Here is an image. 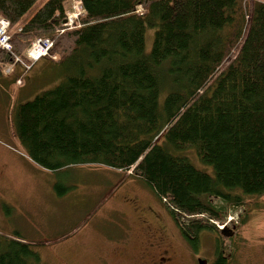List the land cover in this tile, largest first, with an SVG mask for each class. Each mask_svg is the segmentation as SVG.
<instances>
[{"label":"trees","instance_id":"1","mask_svg":"<svg viewBox=\"0 0 264 264\" xmlns=\"http://www.w3.org/2000/svg\"><path fill=\"white\" fill-rule=\"evenodd\" d=\"M37 1L0 0L11 44L0 77L34 40H51L43 59L56 84L18 105L14 130L29 159L59 178L57 197L71 189L70 167L130 171L195 252L202 232L222 237L216 224L264 196V0H80L71 30L68 0H47L22 22ZM19 239L0 235V264H39ZM217 246L212 264H228Z\"/></svg>","mask_w":264,"mask_h":264},{"label":"rangeland","instance_id":"2","mask_svg":"<svg viewBox=\"0 0 264 264\" xmlns=\"http://www.w3.org/2000/svg\"><path fill=\"white\" fill-rule=\"evenodd\" d=\"M46 1L38 0L22 22ZM78 1L68 0L64 5L73 17L83 12ZM82 16L75 18L79 21ZM153 34L146 32V53L151 50ZM9 66H3L0 77V235L17 236L31 244L39 264H148V257L161 250L167 251L170 264H198L199 260L212 264L215 239H219L222 254L231 256L228 264H264V196L246 197V205L219 223H228L230 228L235 222L239 225L240 214L245 213V222L236 226V236L202 232L196 252L163 203L130 171L98 165L70 167L62 182L71 189L58 199L54 185L59 178L29 159L14 130L18 105L56 84L47 83V76L57 70L49 59L33 63L27 72L20 65L13 71ZM182 155L199 171L212 174L192 151ZM229 237L234 240L230 242Z\"/></svg>","mask_w":264,"mask_h":264},{"label":"built area","instance_id":"3","mask_svg":"<svg viewBox=\"0 0 264 264\" xmlns=\"http://www.w3.org/2000/svg\"><path fill=\"white\" fill-rule=\"evenodd\" d=\"M72 13V12H71ZM83 12L77 11L75 16L80 17ZM72 15V14H71ZM74 16V20L76 19ZM73 16H69L70 22ZM77 25V20L76 23ZM8 22L0 18V49L5 52L11 51L10 38L7 34ZM52 47V42L49 38H39L34 40L29 48L25 52V60H21L18 57L14 58V63L21 64L25 69L29 68L30 63H34L44 57H46Z\"/></svg>","mask_w":264,"mask_h":264},{"label":"flooded vegetation","instance_id":"4","mask_svg":"<svg viewBox=\"0 0 264 264\" xmlns=\"http://www.w3.org/2000/svg\"><path fill=\"white\" fill-rule=\"evenodd\" d=\"M150 247L152 246H149L148 248ZM167 255L168 253L166 250L155 252L152 256L148 257V264H170Z\"/></svg>","mask_w":264,"mask_h":264},{"label":"bare ground","instance_id":"5","mask_svg":"<svg viewBox=\"0 0 264 264\" xmlns=\"http://www.w3.org/2000/svg\"><path fill=\"white\" fill-rule=\"evenodd\" d=\"M78 4L81 5L79 1H78ZM69 16H72V15H71L70 9L68 8L67 11L65 9V19L63 22V30H71V29L80 27V23L78 25L75 24L76 19L74 20V17H72V21L70 22Z\"/></svg>","mask_w":264,"mask_h":264},{"label":"water","instance_id":"6","mask_svg":"<svg viewBox=\"0 0 264 264\" xmlns=\"http://www.w3.org/2000/svg\"><path fill=\"white\" fill-rule=\"evenodd\" d=\"M223 235H227L228 233L232 234L230 231H228L227 229H224L222 232H221ZM198 264H205V261H199Z\"/></svg>","mask_w":264,"mask_h":264},{"label":"crops","instance_id":"7","mask_svg":"<svg viewBox=\"0 0 264 264\" xmlns=\"http://www.w3.org/2000/svg\"><path fill=\"white\" fill-rule=\"evenodd\" d=\"M58 198V197H57ZM59 199V198H58ZM56 203H58V202H56Z\"/></svg>","mask_w":264,"mask_h":264}]
</instances>
